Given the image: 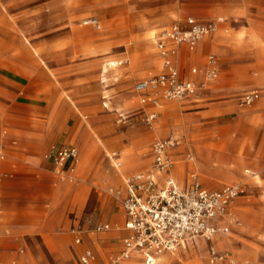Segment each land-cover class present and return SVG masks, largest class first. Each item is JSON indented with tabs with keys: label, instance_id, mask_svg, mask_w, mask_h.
Returning <instances> with one entry per match:
<instances>
[{
	"label": "rangeland",
	"instance_id": "374dc122",
	"mask_svg": "<svg viewBox=\"0 0 264 264\" xmlns=\"http://www.w3.org/2000/svg\"><path fill=\"white\" fill-rule=\"evenodd\" d=\"M187 17L223 18L213 45L199 52L202 60L218 54L221 75L197 98L162 100L148 123L144 111L154 108L132 87L161 71L150 38ZM89 18L102 27L85 24ZM111 60L121 63L111 67ZM1 69H15L23 85L0 82V130H7L0 133V162L8 165L0 173V217L7 228L30 217L32 229L0 233V264H78L86 245L103 252L109 238L122 241L124 208L111 188L152 167L157 139L178 140L171 171L180 184L196 174L210 189L244 186L231 229L215 237L216 248L233 259L224 264H264V0H0ZM246 90L259 92L251 104L240 98ZM55 142L79 151L62 175L43 157ZM28 156L44 161L29 171L15 163ZM6 200L16 208L3 209ZM60 209L62 218L52 222ZM75 218L82 244L71 230ZM106 221L113 231H93ZM183 246L160 254L156 264H209L204 240Z\"/></svg>",
	"mask_w": 264,
	"mask_h": 264
},
{
	"label": "built area",
	"instance_id": "2783aa9c",
	"mask_svg": "<svg viewBox=\"0 0 264 264\" xmlns=\"http://www.w3.org/2000/svg\"><path fill=\"white\" fill-rule=\"evenodd\" d=\"M85 21V24L102 27L98 18ZM222 21L223 18L187 17L175 21L162 33L157 45L164 60L163 70L136 81L133 87L140 95L142 104L156 108L162 100L194 98L218 77L220 61L215 55H209L203 68L192 67L191 73L195 77L191 78L182 77L176 56L178 45L187 43L194 46L204 35L216 32ZM169 42L173 45H169ZM200 74L202 79L196 77ZM258 97L259 92L253 90L245 93L241 100L243 104H251ZM144 113L148 123L157 118L155 110H145ZM176 143L179 142L175 139L154 141L151 145L152 167L127 177L124 187L111 188L124 208V228L128 234L123 238V249L109 264H126L133 254H140L147 264H154L160 254L174 252L197 239H204L208 243L213 264H221L228 259L227 252L216 248L215 237L230 231L228 220H234L231 207L245 188L240 183H231L210 189L200 182L196 174L187 186H179L170 173L173 159L169 149ZM78 154L76 146L62 144L51 147L46 158L52 162L53 169L62 175L66 168H73ZM110 228V224H99L95 230ZM73 231L80 232V229L73 228ZM76 242H82L79 233ZM94 259V251L86 247L79 256V263L95 264Z\"/></svg>",
	"mask_w": 264,
	"mask_h": 264
},
{
	"label": "crops",
	"instance_id": "0c3cea01",
	"mask_svg": "<svg viewBox=\"0 0 264 264\" xmlns=\"http://www.w3.org/2000/svg\"><path fill=\"white\" fill-rule=\"evenodd\" d=\"M181 19H185V18H180V19H177V20H181ZM177 20H175V21H177ZM175 21H173L171 24H169V25H167V26H164V27H162L158 32H156L154 35H153V37L152 38H150V39H152V41H153V43H154V45H155V48H156V52H157V56H158V59L161 61V63H162V68H161V71L163 70V68H164V60H163V57H162V55H161V53H160V50H159V48H158V45H157V41H158V39L160 38V36L162 35V33L165 31V30H168L169 28H170V26L175 22ZM85 23V22H84ZM83 25V24H82ZM220 29H222V23H220V25H219V30ZM219 30H217L216 32H214V33H210V34H206V35H204L194 46H191V45H189V44H187V43H184V44H180V45H178L177 47H178V54H177V56H176V63H177V65H178V67H179V69H180V71H181V75H182V77H185V78H191V77H195L192 73H191V68L192 67H194V66H198V67H200V68H203V66H204V64L206 63V61H207V59H208V57H209V55H211V54H213V55H215L218 59H219V61H220V71H219V75H218V77L216 78V79H214V80H212L209 84H208V86L206 87V88H204V89H202L201 91H200V93H199V95L200 94H202L204 91H206V90H211V89H213V87L215 86V84H217V82H218V80H219V77H220V75H221V72H222V62H221V60H220V57L218 56V54L217 53H215V52H213V51H210L207 55H206V57H205V59L204 60H202L201 58H200V50H201V48L203 47V45L206 43V44H210V45H213V43H214V39L216 38V36H217V34H218V32H219ZM146 39H148L147 37H146ZM140 44H138L137 45V47L139 46ZM169 45H173L172 44V42H169ZM38 52V51H37ZM193 63V65L191 66V68H190V70L188 71L187 69H186V63ZM119 63H121V61H118V64ZM109 64V63H108ZM117 64V65H118ZM160 71V72H161ZM159 72V73H160ZM158 73V74H159ZM19 74H17L16 72H15V69H7V70H3V69H1L0 70V82L2 83V86L3 87H7V85H6V83H9L10 85H11V87L12 88H15V89H21V87H22V85H23V83H22V80H21V78H20V76H18ZM198 79H202V74H200V75H198V76H196ZM41 77H40V73H38L37 74V76H35V78H34V83H36L37 82V85L36 86H33V89H34V91L35 92H38V90L40 89V87H41V79H40ZM146 78H148V77H146ZM142 79H145V78H142ZM139 80H141V79H139ZM138 81V80H137ZM0 83V84H1ZM135 84V83H134ZM133 87H134V85H133ZM133 87H132V91L134 92V93H136L135 91H134V89H133ZM251 91H253V90H246V91H244L243 93H242V95L240 96V98L242 99V97H243V95L245 94V93H248V92H251ZM258 91V90H257ZM136 94H138V93H136ZM139 95V94H138ZM198 95V96H199ZM140 96V95H139ZM197 96V97H198ZM197 97H194V98H197ZM142 103V102H141ZM144 105V104H143ZM162 106V103H161V105L160 106H158V107H156V108H154L153 110H155V111H157V116H158V108L159 107H161ZM45 111H47V112H49V111H51V107H49V108H45L44 109ZM146 110V109H145ZM147 111V110H146ZM60 131H61V133H62V131H64V130H66L65 129V126H63V127H61L60 129H59ZM0 133H3L4 135L5 134H7V130L5 129V130H0ZM47 134H51L50 132H48ZM2 135V134H1ZM157 140H159V139H157ZM156 141V140H155ZM15 144H17V141L15 140ZM62 144H65V143H58V142H55V143H53V144H51L48 148H47V150H46V152L44 153V155H43V157H44V159L45 160H48V161H50L49 159H47L46 158V154H47V152H48V150L51 148V147H53V146H59V145H62ZM67 145V144H66ZM71 145H74V144H71ZM74 146H76V145H74ZM77 147V146H76ZM171 149L172 148H170L169 149V153L171 154V156L173 155V153L171 152ZM4 149H3V146L1 147V150H0V159H4L5 158V153H4V151H3ZM44 159H41L40 158V156H39V158H37V156H28V158H27V160H23V159H21V158H17V160H15V163L16 164H18L19 166H24L25 168H26V170H32L33 168H34V166L36 167V166H38V164L39 163H42L43 161H44ZM29 163V164H28ZM27 164V165H26ZM35 164V165H34ZM16 166V165H15ZM8 167V165L7 164H5V163H3V162H0V173H1V175L2 174H4V173H6V172H4V170L6 169ZM69 167V166H68ZM14 168H17V167H14ZM44 169V164H43V166H41V167H39V170H43ZM3 170V171H2ZM35 170H38V168L37 169H35ZM178 170L180 171V169L178 168ZM171 173V175L173 176V174H172V171L170 172ZM160 177L161 178H163V175H161L160 174ZM173 178H174V176H173ZM175 179V181L177 182V184L179 185V186H181V187H185V186H187L186 184H184V185H182V184H180V182L176 179V178H174ZM124 185H125V182H124ZM45 188H53L52 187V185L50 184V185H46V187ZM240 197V196H239ZM5 202V201H4ZM1 207H3V209H5V210H7V211H10L11 209H15L16 207L15 206H9V204L7 203V200H6V203H5V205L4 206H1ZM233 209H234V204L232 205V207H231V214L233 215ZM62 215H63V209L61 210H59L57 213H56V215L54 216V217H51V221L52 222H54V223H57L61 218H62ZM124 215H125V211H124ZM28 219H30V217H22V221H20V223H17L19 226L18 227H14V228H7V223L6 222H3V219L0 217V233H1V235H3V234H9L10 232L11 233H13V232H15V231H17V232H27V231H29L30 229H32V226H31V223H30V221L28 220ZM125 219H126V216H125ZM125 219H124V224H125ZM19 222V221H18ZM76 222H77V218H75V224L73 225V228H79L80 229V232H74L73 231V228L71 229L72 230V232L73 233H75V239H74V241H75V243L76 244H82V243H84L85 242V239H84V236H83V229H82V227H81V225H80V223H77L76 224ZM228 222L230 223V225H232V222H231V220H228ZM53 224V223H52ZM99 224H110L111 225V228L110 229H107V230H103V231H96L95 230V228H96V226L97 225H99ZM3 225H6V229H3ZM114 230V226H113V224H111L110 222H108V221H106V222H98L95 226H94V229H93V231L95 232V233H97V234H99V233H103V232H110V231H113ZM122 230L124 231V233H125V235L123 236V238L128 234V231L127 230H125V228H124V225H123V228H122ZM3 232H5V233H3ZM78 233L80 234V236L82 237V242L81 243H77L76 242V237H77V235H78ZM225 234V233H224ZM220 235V234H219ZM5 238H7V237H5ZM123 238H122V241H118V240H116V239H114V238H109L108 240H106V241H104L103 242V248H104V250H103V252H97V250L95 249V247L94 246H91V245H86L84 248H83V250L86 248V247H89V248H91L93 251H94V254H95V259H94V261H95V264H109V262L111 261V259L113 258V257H115V256H117L120 252H121V250L123 249ZM7 240V239H6ZM200 240H204V239H197L195 242H191V243H189V244H186L185 246H183L182 247V249H185V250H188V247L189 246H193V247H196V245L198 244V242L200 241ZM205 241V240H204ZM206 242V241H205ZM207 243V242H206ZM208 244V243H207ZM216 244V243H215ZM120 245H121V249L119 250V251H114V250H112V249H115V248H117V247H120ZM179 249H181V248H179ZM82 250V251H83ZM82 251L80 252V253H78V264H80L79 263V256H80V254L82 253ZM228 253V252H227ZM105 256V258H104V256ZM158 258V257H157ZM157 260V259H156ZM144 262V264H147L146 262H145V258H144V256H142V255H140V254H133L132 255V257L131 258H129V259H127L126 260V264H139L140 262ZM233 261V259L232 258H230V254L228 253V259H226V260H224L221 264H224V263H226V262H232ZM208 262H209V264H213V262L211 261V258H210V255H209V252H208ZM154 264H156V261L154 262Z\"/></svg>",
	"mask_w": 264,
	"mask_h": 264
},
{
	"label": "bare ground",
	"instance_id": "6f19581e",
	"mask_svg": "<svg viewBox=\"0 0 264 264\" xmlns=\"http://www.w3.org/2000/svg\"><path fill=\"white\" fill-rule=\"evenodd\" d=\"M85 22H86V21H85ZM117 64H118V61H115V60H111V61L109 62V65H111V67H115ZM163 260H165V258H164Z\"/></svg>",
	"mask_w": 264,
	"mask_h": 264
}]
</instances>
